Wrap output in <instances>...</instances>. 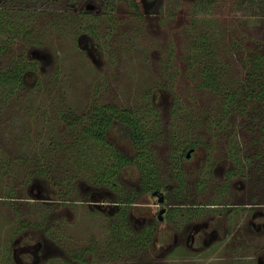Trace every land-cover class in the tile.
Segmentation results:
<instances>
[{
  "label": "rangeland",
  "instance_id": "rangeland-1",
  "mask_svg": "<svg viewBox=\"0 0 264 264\" xmlns=\"http://www.w3.org/2000/svg\"><path fill=\"white\" fill-rule=\"evenodd\" d=\"M13 1L16 5L9 7L13 9L10 15L19 21L30 17L29 34L36 42L16 38L0 55V67L19 50L39 61L41 75L59 64L66 80L53 89L51 97L79 108H86L91 100L135 105L149 122L153 115L143 109L149 98L157 106V134L150 147L162 183L160 191L166 196L164 205L184 199L191 209L180 206L170 217L165 212L159 219L163 204H157L152 189L137 193L136 201L125 205L114 201V194L104 185H91L81 176L68 182L59 178L61 184L53 186L46 176L34 175L19 160L25 150L18 149L11 136L18 132L21 118L28 117L19 110V101L10 102L0 114V156L9 162L5 173L0 168V264H17L23 244L33 246L35 264H256L257 259L264 264V225L257 226L264 221L257 206L264 203L263 154H255L257 148L247 149L248 143L242 140L251 132L259 136L255 132L258 117L255 113L240 118L234 111L222 115L216 110L215 92L195 84L200 65L192 48L196 23L203 18L216 24L219 45L230 46L236 26L241 33L235 37L241 36L243 43H252L251 37L263 38L264 0H109L113 7L108 10L103 8L105 0H0V7ZM72 14L78 15L72 19ZM66 21L70 27L52 29ZM74 24L85 28L74 34ZM90 26L92 32L87 31ZM216 56L234 61L229 62L231 67L243 55L234 49ZM33 77L32 73L26 77V85ZM146 90L150 93L145 95ZM39 113L31 120L39 131L45 118L49 127H61L53 112L47 109V117ZM210 115L220 123L207 128L203 121ZM107 136L121 151L131 152L127 136L114 125ZM189 143L193 151L186 157ZM240 145L243 148L237 150ZM178 146L183 169L176 172ZM235 162L243 164L242 178L235 175L237 170L231 179L224 178L226 170L236 169ZM68 169H58L56 179ZM121 175L125 189H139L134 166ZM237 179L242 183L230 184ZM61 186L65 199L58 201L55 189ZM118 209L125 210L124 219L113 213ZM192 212L199 214L192 216ZM142 221L151 224L155 233L144 246L130 241L128 246L134 238L131 231L139 230ZM204 221L216 225L218 236L225 229L229 235L207 246L199 233L191 242L189 229L184 228ZM114 224L122 229L121 242ZM28 256L23 255V263L30 260ZM79 256L82 262H75Z\"/></svg>",
  "mask_w": 264,
  "mask_h": 264
},
{
  "label": "trees",
  "instance_id": "trees-1",
  "mask_svg": "<svg viewBox=\"0 0 264 264\" xmlns=\"http://www.w3.org/2000/svg\"><path fill=\"white\" fill-rule=\"evenodd\" d=\"M14 5L16 3L13 1L12 5L0 7V55L6 52L16 38L23 40L26 38L32 44L36 42V38L29 34L32 27L30 17L26 15L28 21L26 19L19 21L16 15H10L13 9L9 7L13 8ZM112 7L111 2L105 0L103 8L108 10ZM22 10L26 13L29 9ZM76 15L78 14H72V19ZM196 24L198 26L192 37V48L196 52H190V55L195 52L199 58L197 61L200 68L196 71L195 84L197 87L215 92L219 99L216 110L222 112V115L232 114L233 111L240 118L253 117L255 113L257 114L255 132L259 133V136L251 132L249 137H243L242 140L245 144L248 143L247 149L257 148L255 154L258 156L263 154L260 161L264 164V37L261 39L251 37L252 43H243V40L239 41L241 36L235 37L237 33H241L236 30V26L231 33L230 46L227 44L223 46L216 42L217 28L214 27L216 24L212 25L204 18ZM64 26L66 28L71 25L68 26L66 21L52 29H64ZM84 28L74 24L71 32L78 34ZM92 30L90 26L87 31L92 32ZM234 49L239 50L243 56H239L237 65L231 66L235 69L231 72L229 62L234 61L220 59L216 54L222 50L230 54ZM12 55L11 61L0 67V114L6 109L5 106L16 101H19L17 103L19 110L25 111L28 119L21 118L16 126L18 132L13 134L11 132V136L16 147L25 150L22 151L19 160L25 161L31 173L46 176L53 186L61 184L59 178H65V182H68L81 176L82 180L91 185H104L114 194L117 201L124 203L133 202L139 192L153 190L159 186L160 179L150 147L151 140L157 134L154 130V125L158 123L157 106L152 104L149 98H146V107L143 108L153 115L149 122L135 105L91 100L86 108H79L63 98L55 101V98L51 97L53 89L66 80L59 64L47 75H41L37 72L39 68L37 59L24 53L23 50L13 52ZM190 59L193 58L190 56ZM31 73L34 75L33 80L26 85V77ZM20 92H23V98L19 97ZM148 92L150 93L146 90L145 95L149 94ZM47 109L53 112L56 122H60L61 127L57 129L52 125L49 127V120L45 118L39 131L31 120L38 111L41 112L40 117H47ZM8 122L12 124L11 120ZM218 123L220 120L212 115L203 121L207 128L208 125L216 126ZM112 125L127 136L131 144L130 153L121 151L108 139L107 130ZM240 147L243 148L240 145L237 146V150ZM30 150H33L32 156L29 155ZM179 150L180 146L175 148L174 165L177 168ZM249 156L252 157L247 155ZM0 161H2L0 168L4 167L2 169L5 173L9 162L1 156ZM67 165L69 169L61 172L63 176L60 175L56 179V171L67 169ZM129 166H134L137 171L139 189L134 187L125 189L122 184L121 173ZM61 188L62 186L55 189L59 195L56 197L58 201L65 199L62 197ZM113 228L115 236L120 235L121 238L118 240L121 242L124 236L121 235L122 229L116 224ZM136 240L143 241L138 237ZM129 241H134V238L128 240V246ZM123 242H126L125 239ZM78 259L82 258L79 256Z\"/></svg>",
  "mask_w": 264,
  "mask_h": 264
},
{
  "label": "flooded vegetation",
  "instance_id": "flooded-vegetation-1",
  "mask_svg": "<svg viewBox=\"0 0 264 264\" xmlns=\"http://www.w3.org/2000/svg\"><path fill=\"white\" fill-rule=\"evenodd\" d=\"M181 146V145H180ZM181 148H183L182 146H181ZM189 151V154L187 155V152ZM191 151H193V147L192 146H190V143H189V147L187 148V150H186V152H185V156L186 157H188V156H190V153H191ZM179 152H180V150H179ZM177 165H179V167L178 168H176V172H179L180 170H182L183 169V165L181 164V161L179 162V159H178V162H177ZM233 167L234 168H236V169H228V170H226L225 171V173H223V177L224 178H228V179H231L232 177H234V175H233V173L235 172V170H237L238 172H241V173H237V171H236V176L237 177H239V178H242L241 177V175H242V166H241V162H235L234 163V165H233ZM238 180V179H237ZM241 182L242 183V181L239 179L238 181H231L230 182V184H235V183H237V182ZM161 185H162V183H160L159 184V189L158 188H156V189H153V190H156L157 191V193H152V191H151V193L153 194V195H155L156 196V198H157V204L159 205V204H163V206H161V207H159V209L160 208H163V211L161 212V214H160V218H159V216H158V214H157V216H158V218L159 219H162V215H163V213H165L166 212V216H169L170 217V213H171V211L172 210H174V209H176V210H178L179 209V207L180 206H185V207H187L189 210L191 209V208H189L190 207V204H188V203H186L185 202V200L184 199H177L175 202H173V201H171V202H169V203H172V204H166V205H164L165 204V199H166V196H164L163 194H162V192L160 191V187H161ZM139 187V186H138ZM240 188H242V184H241V187ZM130 189V188H129ZM158 193H160L161 195H162V200H159L158 199ZM114 201H116L117 203H122V204H125V205H131V204H133L135 201H136V198H135V200L133 201V202H129V203H124V202H119V201H117L116 200V198H115V196H114ZM179 201H181V202H179ZM211 205H214L215 206V202H213V203H210ZM257 206H261V212L264 214V212L262 211V209H264V203L263 204H261V205H257ZM191 207H201V205H199V206H196V205H192ZM230 207V206H229ZM194 210H196L197 208H193ZM120 209H118V211H114L113 213H115L116 215L118 214L119 216H120V218L122 219H124V217H125V210L124 209H122V210H120ZM167 213H168V215H167ZM262 213H260L259 214V216H262L263 214ZM199 213H197V212H192L191 213V215L192 216H195V215H198ZM164 216V215H163ZM171 220V219H170ZM188 221H190V220H188ZM140 226L138 227L139 228V230H132L131 231V234H133V236H134V241H132L133 242V244L135 245L138 241L136 240V237H138V238H142V240H144V241H142V242H140L141 244H139L138 246H141V245H143V243L145 244V242L147 241V240H149V238L147 239V237H149V236H151V234H154L155 233V229H153V226L151 225V224H148L147 222H144V221H142L140 224H139ZM264 225V221H263V223H257V226L258 227H261V226H263ZM216 226V225H215ZM215 226H210L209 225V222H207V221H204V222H197V223H195V224H193L192 226H191V229H190V226H186L185 228H184V230H187V229H189V233H188V236H189V239H190V237H191V242H193L194 240H195V235L197 234H199V233H201L202 234V240L204 241L203 243L204 244H206L207 246L208 245H210L213 241H214V239H216V238H218V237H227L228 235H229V233H228V230L227 229H225V230H223L222 231V234H221V236H218L216 233V228H215ZM191 230V231H190ZM232 233V232H231ZM149 235V236H146V235ZM142 236V237H141ZM146 238V239H145ZM198 239V238H197ZM152 242H153V240H152ZM154 243V242H153ZM38 244L40 245V243L38 242ZM38 246V245H37ZM144 246V245H143ZM20 252H21V254L20 255H29L28 257H30V260H28L26 263H23L22 262V260L21 259H23V255L21 256V259H19V260H17V264H35L37 261H36V257H35V255H36V251H34V248H33V246H30V245H28V244H23V246L22 247H20ZM264 254V253H263ZM14 255H15V253H14ZM75 262H82L81 260H77V261H75ZM68 264V263H67ZM256 264H262L260 261H258V259L256 260Z\"/></svg>",
  "mask_w": 264,
  "mask_h": 264
},
{
  "label": "water",
  "instance_id": "water-1",
  "mask_svg": "<svg viewBox=\"0 0 264 264\" xmlns=\"http://www.w3.org/2000/svg\"><path fill=\"white\" fill-rule=\"evenodd\" d=\"M189 154V151L187 152V155ZM152 193H157V191L156 190H153L152 191ZM158 199L159 200H162V195L160 194V193H158ZM163 211V208H160L159 210H158V216H159V218H160V214H161V212Z\"/></svg>",
  "mask_w": 264,
  "mask_h": 264
}]
</instances>
